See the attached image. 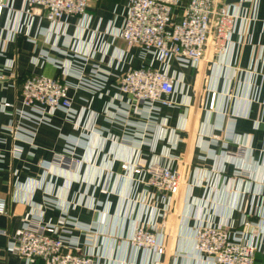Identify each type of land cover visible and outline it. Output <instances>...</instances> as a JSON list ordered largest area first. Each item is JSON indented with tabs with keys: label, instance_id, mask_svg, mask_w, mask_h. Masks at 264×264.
Masks as SVG:
<instances>
[{
	"label": "crops",
	"instance_id": "obj_1",
	"mask_svg": "<svg viewBox=\"0 0 264 264\" xmlns=\"http://www.w3.org/2000/svg\"><path fill=\"white\" fill-rule=\"evenodd\" d=\"M255 2L256 20L249 25L237 22L228 51L208 57L198 68L171 66L179 79L177 105L159 110L157 121L163 125L157 129L132 112L125 119L109 120L110 106L120 104L115 99V77L142 61L137 47L127 48L107 33L108 26H119L126 0H89L85 9L90 17L88 30L80 31L79 17L70 16L64 19L63 35L48 38L37 34L49 28L46 21L34 19L25 27L24 19L16 15L22 1L9 0L12 12L4 10L0 15V101L18 107L19 87L30 75L60 79L61 72L52 65L32 62L42 53L63 61L59 51L68 39L79 38L78 45L89 42L88 47L98 37L99 52L93 62L108 73V79L98 96L70 88L67 95L75 119L66 121L61 111H54L49 125L37 127L31 145L11 139L6 128L13 118L0 112V197L5 200L0 231H18L32 207L41 206L45 190L58 206L68 205L67 216L92 226L97 264H151L152 253L133 249L127 241L132 226L149 216L163 247L158 264H209L198 259L193 249V229L205 216L211 215L215 223L226 222L231 230L239 229L247 216L263 229L264 215L256 194L264 185V0ZM231 3L241 14L253 7L242 0ZM33 37L34 43L27 40ZM105 47L106 55L99 63ZM125 99L121 96L120 102ZM220 125L233 131L235 142L223 140ZM143 127L147 132L141 150L147 161L156 159L163 165L170 156L183 162V185L169 205L153 189L140 184L132 189L118 177L120 163L131 162L133 157L132 149L120 139ZM98 131L101 136L96 135ZM85 134V147L74 151L81 163L75 165L70 156H65L63 164L54 161V155L62 152L64 136L76 139ZM12 145L20 148L19 159L10 157ZM41 165L47 169L44 179ZM153 211L165 214L155 217L150 215ZM61 216L60 208L43 209L42 221L56 225ZM70 236L82 239L77 230H71ZM262 241L255 264H264V237ZM4 244L0 234V264H23L17 255L5 253ZM86 252L87 247H78V254Z\"/></svg>",
	"mask_w": 264,
	"mask_h": 264
},
{
	"label": "built area",
	"instance_id": "obj_2",
	"mask_svg": "<svg viewBox=\"0 0 264 264\" xmlns=\"http://www.w3.org/2000/svg\"><path fill=\"white\" fill-rule=\"evenodd\" d=\"M21 1V9L16 15L24 19L27 28L34 19L46 21L49 28L37 31L44 38L63 35L66 27L64 19L70 16L79 17L80 31L88 30L90 17L86 15L85 9L89 0ZM242 1L253 3L249 13L246 11L247 15L238 13L231 0H186L185 3L183 0H126L119 26H108L107 33L113 39L122 40L127 48L137 47L142 61L137 67L115 77V99L120 104L110 106L112 113L109 120L125 119L128 112H132L151 123L154 128L162 127L163 123L157 121L159 110L177 105L175 96L179 79L173 75L171 66L198 68L208 57L228 51L237 22L243 21L249 25L256 20L255 0ZM8 2L0 0V15L4 10L11 11ZM262 27L264 32V22ZM10 32L12 37L16 28ZM27 40L34 43V37ZM79 41V38L72 41L68 39L62 44L63 49L59 53L65 57L63 61L49 59L44 53L33 59L34 65L48 63L58 69L61 72L60 79L30 75L19 87L18 107L0 101V112L13 118L6 128L12 140L31 145L37 127L49 125V117L54 111H61L66 121H73L76 113L67 95L70 88L96 96L104 91L108 73L93 62L95 52H99L98 37L88 47L89 42L81 46L78 45ZM2 51L0 46V56ZM105 55L106 47L101 51L99 63ZM5 67L9 68L7 65ZM66 78L72 79V83L66 81ZM121 96H126V99L120 102ZM218 128L224 131L225 142L236 141L233 131H225L222 125ZM146 130L143 127L139 132L125 133L120 139L124 147L132 149L133 157L131 162L120 163L118 177L125 180L132 189L139 184L153 189L169 205L170 199L178 196L183 185V162L170 156L163 165L158 164L156 159L147 161L141 150ZM91 134L95 135L92 131ZM96 135L101 136V131L96 132ZM87 137L86 134L76 139L64 136L62 152L54 155V161L63 164L65 156H70L75 165L81 163L74 151L85 147ZM152 151L149 149V152ZM9 154L12 159H19L20 148L12 145ZM40 168L44 179L47 169L43 165ZM36 186L40 188L41 182ZM256 195L264 215V185ZM67 207L66 204L58 206L45 190L41 206L32 207L26 222L18 231H0L5 237V253L17 255L23 264L33 260H39L41 264H97L92 251L94 229L91 225L80 224L67 216ZM47 208H60L62 216L58 224L42 221L43 209ZM4 214L5 200L0 197V215ZM151 214L162 218L165 213L153 211ZM149 217L146 221L138 220L132 226L127 241L133 249L152 253L155 257L151 264H158V256L163 253V247L153 233L155 226ZM239 226V229L231 230L224 221L215 223L211 215L198 221L193 229L196 257L209 264H255V254L263 246L264 228L247 216L242 218ZM71 230L80 232L82 239L70 236ZM81 245L87 247L88 252L78 254Z\"/></svg>",
	"mask_w": 264,
	"mask_h": 264
}]
</instances>
